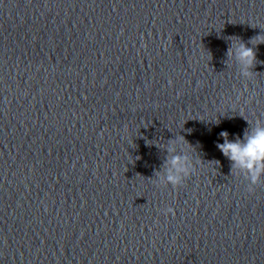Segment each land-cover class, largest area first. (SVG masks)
<instances>
[{"label":"water","instance_id":"1","mask_svg":"<svg viewBox=\"0 0 264 264\" xmlns=\"http://www.w3.org/2000/svg\"><path fill=\"white\" fill-rule=\"evenodd\" d=\"M260 36L264 0H0V264H264L217 146L264 126Z\"/></svg>","mask_w":264,"mask_h":264},{"label":"clouds","instance_id":"2","mask_svg":"<svg viewBox=\"0 0 264 264\" xmlns=\"http://www.w3.org/2000/svg\"><path fill=\"white\" fill-rule=\"evenodd\" d=\"M254 39L264 42V36ZM237 55L238 59L248 68L254 64L256 59L255 50L243 43L239 44ZM220 136L225 138V142L222 144L218 143V148L233 161V167L243 168L249 172L251 185H258L261 176H264V126L255 128L252 134H246L244 140H228L229 133L227 131L221 132ZM171 163L176 167V172H186V169L180 167V156H174ZM167 179L173 184H179L183 177L170 173ZM248 191H254V187L249 186ZM167 212L174 215L175 209L170 207Z\"/></svg>","mask_w":264,"mask_h":264}]
</instances>
